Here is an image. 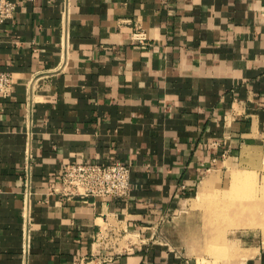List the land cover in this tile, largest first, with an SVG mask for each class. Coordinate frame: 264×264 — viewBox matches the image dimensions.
Returning a JSON list of instances; mask_svg holds the SVG:
<instances>
[{"label": "crops", "instance_id": "crops-1", "mask_svg": "<svg viewBox=\"0 0 264 264\" xmlns=\"http://www.w3.org/2000/svg\"><path fill=\"white\" fill-rule=\"evenodd\" d=\"M10 1L0 264H194L168 232L185 198L227 164L264 165V0ZM112 161L130 166L124 197L49 190L63 163ZM251 249L235 264H264Z\"/></svg>", "mask_w": 264, "mask_h": 264}, {"label": "rangeland", "instance_id": "rangeland-1", "mask_svg": "<svg viewBox=\"0 0 264 264\" xmlns=\"http://www.w3.org/2000/svg\"><path fill=\"white\" fill-rule=\"evenodd\" d=\"M207 183L204 194L185 198L169 235L194 264H235L241 250L252 251L264 242V165L227 164L216 182ZM223 242L230 251L218 256Z\"/></svg>", "mask_w": 264, "mask_h": 264}, {"label": "built area", "instance_id": "built-area-1", "mask_svg": "<svg viewBox=\"0 0 264 264\" xmlns=\"http://www.w3.org/2000/svg\"><path fill=\"white\" fill-rule=\"evenodd\" d=\"M15 4L10 0H0V22L10 18ZM13 86V76L0 71V95L7 96ZM27 156L22 163L21 216L28 222L29 202L31 196V169L29 161V142L32 137L30 124L26 128ZM130 166L120 161L107 164L94 162L63 163L55 180L49 186L51 193L63 198H119L126 196L130 188ZM25 248V243H24ZM26 250V248H25Z\"/></svg>", "mask_w": 264, "mask_h": 264}, {"label": "bare ground", "instance_id": "bare-ground-1", "mask_svg": "<svg viewBox=\"0 0 264 264\" xmlns=\"http://www.w3.org/2000/svg\"><path fill=\"white\" fill-rule=\"evenodd\" d=\"M221 207V206H220ZM259 219H260V217H259ZM263 225H264V222L262 223ZM262 230V235L264 236V227H263V229H261ZM222 245L223 246H221V248H218L216 251H217V255L218 256H224V255H226V253H229V251H230V249H228V247L227 246H225L226 245V243L225 242H223L222 243ZM222 247H224V249L222 248ZM215 248V247H214ZM217 248V247H216ZM212 249V248H211ZM210 249V250H211ZM214 252H215V250H214ZM212 253V252H211Z\"/></svg>", "mask_w": 264, "mask_h": 264}]
</instances>
